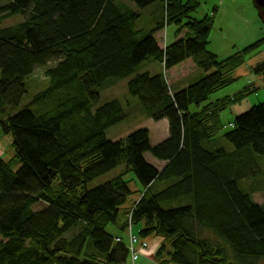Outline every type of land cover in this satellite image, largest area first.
<instances>
[{"label":"trees","instance_id":"trees-1","mask_svg":"<svg viewBox=\"0 0 264 264\" xmlns=\"http://www.w3.org/2000/svg\"><path fill=\"white\" fill-rule=\"evenodd\" d=\"M126 1L135 9L113 0H0V23L23 17L0 29V129L14 151L0 159V264H134L129 240L106 232L132 194L129 173L143 191L118 230L141 242L161 239L156 264L264 263V205L252 199L264 190L256 181L264 104L221 135V113L255 90L207 103L264 39L219 61L207 51L212 18L191 17L200 0ZM152 6L160 18L146 34L136 23ZM168 26L176 41L162 50L155 35ZM50 62L49 87L19 109L26 79ZM146 62L163 73L136 74ZM195 69L204 74L197 82L171 90L173 79ZM252 73L264 78V63ZM131 77L127 94L143 115L168 123V138L155 146L144 129L117 142L106 138L127 113L118 100L98 106L100 89ZM120 167L121 175L86 189Z\"/></svg>","mask_w":264,"mask_h":264},{"label":"rangeland","instance_id":"rangeland-1","mask_svg":"<svg viewBox=\"0 0 264 264\" xmlns=\"http://www.w3.org/2000/svg\"><path fill=\"white\" fill-rule=\"evenodd\" d=\"M113 1L117 5L124 4L129 8L135 9L126 0ZM2 3L4 4L3 1L1 4ZM205 16H210L212 18V28L208 36L207 51L217 56L219 61L226 60L236 52H241L243 49L264 39V25L258 19L252 0H200L199 8L191 15V17L199 21ZM159 18L160 12L156 10V8H147L144 11H141L140 19L136 23V29L142 30L147 34L155 28V25L159 22ZM22 22V16H14L2 21L0 23V29L13 27ZM174 32L175 28L173 26H168L156 33L155 39L162 50L165 46L171 45L176 41ZM180 38H183L182 34L178 36V39ZM260 63H264V44L257 51L246 56L243 59V63L237 69L232 71L231 76L233 82L227 87L214 93L207 101V103L210 104L224 98H232L243 92L246 88L255 90L245 96L240 102L229 106L221 113L220 120L226 127V129L221 132V135L226 131L231 130L229 125L233 123L237 117L248 112L252 107L264 104V78L261 76H255L252 73V69ZM53 64V62H50L44 67L36 68L26 79L25 85L27 94L23 97L19 109L26 107L36 95L49 87V80L45 77L44 73L48 68L53 66ZM192 71L193 72L189 71V73L182 74L178 82L175 83L172 81L171 90L175 92L187 88L191 84L197 82L201 78L200 75H204L202 74L203 72L197 69ZM146 72L151 76H155L158 73H163V68L158 63L146 62L138 68L136 74ZM133 77L123 80H109L100 89L98 106L113 100H118L127 113L126 119L106 130L105 135L108 141L117 142L125 139L130 134L143 129L148 131L149 139L150 137H154L151 139L152 142L162 138V125L143 115L138 106V101L127 94V84ZM195 111L196 108L191 107L190 112L193 113ZM224 148L228 151L232 150V147L226 143H224ZM13 156L12 138L10 135H5L0 129V159L7 161ZM145 159L148 162H152L153 166H158L157 162L149 154L145 155ZM123 172L124 167L117 168L88 184L86 189L92 190L102 186L121 175ZM258 172L260 175L256 181L260 184L262 189L264 186V158H260ZM125 180L127 181L129 190L132 194L128 197L125 206L121 209L117 221V227L108 226L106 232L113 237H120L123 243L127 244L129 236H127L126 232H120L118 227H120L125 221L122 216L123 212L128 210L134 201L138 200L143 190L132 173L127 174ZM250 183L251 180H246L242 183V186L246 188ZM252 199L257 204L264 205V190L254 194ZM40 208H42V206L34 207V209ZM135 230L136 229L133 231L134 233ZM66 237H69V235ZM145 243L146 248L140 252L141 255L134 264H156L154 257L162 240L150 238ZM164 245L167 247V252H170L169 246H167V244ZM163 258L167 261L169 257L165 253ZM259 264L264 263L260 262Z\"/></svg>","mask_w":264,"mask_h":264},{"label":"built area","instance_id":"built-area-1","mask_svg":"<svg viewBox=\"0 0 264 264\" xmlns=\"http://www.w3.org/2000/svg\"><path fill=\"white\" fill-rule=\"evenodd\" d=\"M136 246V248H135ZM146 248V243L141 242L135 237H133L131 234H129V245L128 249L131 254V260L134 263L137 261V259L140 257V252H142Z\"/></svg>","mask_w":264,"mask_h":264},{"label":"crops","instance_id":"crops-1","mask_svg":"<svg viewBox=\"0 0 264 264\" xmlns=\"http://www.w3.org/2000/svg\"><path fill=\"white\" fill-rule=\"evenodd\" d=\"M153 8H156L155 6H152ZM152 7H149V8H152ZM148 8V9H149ZM190 72H193L192 70L190 71ZM185 73H189V71H186ZM159 74V73H158ZM179 78H180V76L179 77H177V78H175V79H173V81L176 83V82H178V80H179ZM173 82V83H174ZM159 124H161L162 125V128H163V133H162V138H160L159 140H156L155 142H152L151 141V139L152 138H154V137H150V144L152 145V146H155V145H157V144H160L161 142H163L164 140H166L167 138H168V123H167V121H165V120H163V121H161V122H158ZM155 140V139H154ZM156 161V160H155ZM157 162V161H156ZM151 165H153L152 164V162H149ZM157 164H158V166H156V168L158 169V170H161L163 167H164V163H162V162H157ZM155 167V166H154ZM137 201V200H136Z\"/></svg>","mask_w":264,"mask_h":264},{"label":"water","instance_id":"water-1","mask_svg":"<svg viewBox=\"0 0 264 264\" xmlns=\"http://www.w3.org/2000/svg\"><path fill=\"white\" fill-rule=\"evenodd\" d=\"M259 21L264 25V0H252Z\"/></svg>","mask_w":264,"mask_h":264}]
</instances>
